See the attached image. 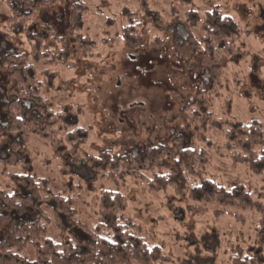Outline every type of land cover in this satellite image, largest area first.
<instances>
[{
    "label": "rangeland",
    "instance_id": "obj_1",
    "mask_svg": "<svg viewBox=\"0 0 264 264\" xmlns=\"http://www.w3.org/2000/svg\"><path fill=\"white\" fill-rule=\"evenodd\" d=\"M29 1L34 15L27 28L45 37L67 36L55 49L66 60L51 68L55 80L43 91L55 111L64 110L89 131L85 153L97 156L111 151L144 160L148 149L161 147L171 154L166 164L173 165L179 151L201 148L208 151L210 163L181 195L173 189L156 193L130 177L119 182L95 180L71 153H55L44 140L32 137L31 165L0 164V183L6 172L47 178L57 190L65 183L89 188L92 193L87 195L81 220L90 226L101 218L99 201L89 206L99 196L94 192L119 193L128 201L126 214L142 227L139 236L149 246L160 247L170 258L168 264H246L249 258L264 264V246L257 238L264 222V178L247 164L234 163L225 149L230 134L241 126L257 123L264 132V0ZM75 4L85 9L80 36L95 43L86 53L74 46L76 35L68 28ZM214 7L239 25L237 44L246 54L234 58L212 86L209 70L198 62L199 53L181 59L177 48L189 36L203 40V32L189 25L188 14L202 16ZM11 16L8 0H0V65L7 53L27 49L23 34L17 45L6 34ZM133 25L143 45L130 50L122 32ZM159 40L164 41L161 47L151 46ZM48 41L47 45L56 43L53 37ZM36 66L39 71L45 68ZM8 82L7 70L0 66V124L6 118ZM202 90L207 93L199 95ZM197 99L199 104L193 106ZM4 141L0 133V145ZM166 164L142 162L141 166L150 168L144 174L153 178L168 174ZM202 180L230 192L244 189L249 200L230 205L192 197V189Z\"/></svg>",
    "mask_w": 264,
    "mask_h": 264
},
{
    "label": "trees",
    "instance_id": "obj_2",
    "mask_svg": "<svg viewBox=\"0 0 264 264\" xmlns=\"http://www.w3.org/2000/svg\"><path fill=\"white\" fill-rule=\"evenodd\" d=\"M12 16L6 27L9 40L17 45L22 34L27 41L25 53H7L1 60V67L7 70L9 89L5 120L0 124V133L5 138L0 145V164L9 167L30 166L32 163L29 142L32 137L44 140L53 152H68L76 157L75 163H84L94 174L95 180L110 182L134 178L148 186L152 192L173 189L181 195L189 182L201 177L209 166L210 155L201 148H186L174 156V164L167 165L170 152L164 148H150L144 160L129 155L115 156L111 151L97 156L88 155L83 148L88 142L89 131L68 113L55 111L45 85L55 80L51 68L64 64V53L56 48L66 35H53L56 43L47 45L49 37L36 34L27 28L28 20L34 15L29 0H8ZM85 9L79 4L72 6L69 16V30L75 34L74 46L83 52L94 48L88 37H81ZM189 25L200 29L202 42L189 36L177 48L181 59H190L198 52L199 64L208 69L211 85L220 82L223 69L236 57L246 54L237 44L240 27L220 7L206 11L202 16L188 14ZM142 25L141 23L138 24ZM125 46L138 49L143 45L136 27L123 29ZM6 35V36H7ZM164 41L151 44L161 47ZM55 50V51H54ZM36 65L45 68L39 71ZM207 91L202 90L199 95ZM264 96V95H263ZM199 99L192 105H198ZM196 115V114H195ZM225 149L236 164H247L254 174L264 178V132L257 123L241 126L229 136ZM212 144H209L211 147ZM6 153L5 157L1 152ZM164 163L167 175L155 174L149 178L144 172L150 168L141 163ZM165 167V165H164ZM152 171V170H150ZM0 183V264H168L170 258L156 245L149 246L139 236L141 225L126 214L127 199L119 193L102 191L92 203L99 201L97 215L101 218L90 226L81 220L84 204L92 191L89 188L63 184L59 190L47 178L26 174L6 173ZM192 197L205 202H221L242 205L249 200L244 189L230 192L213 181L204 182L192 189ZM96 204V203H95ZM96 214V212H95ZM97 217V216H96ZM53 230V232H52ZM52 232V233H51ZM264 246V222L257 235ZM246 264H260L249 258Z\"/></svg>",
    "mask_w": 264,
    "mask_h": 264
}]
</instances>
